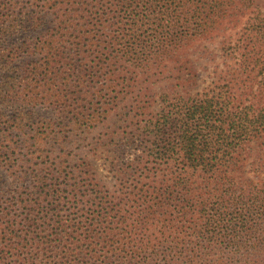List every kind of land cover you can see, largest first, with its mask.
I'll return each mask as SVG.
<instances>
[{
    "label": "trees",
    "instance_id": "trees-1",
    "mask_svg": "<svg viewBox=\"0 0 264 264\" xmlns=\"http://www.w3.org/2000/svg\"><path fill=\"white\" fill-rule=\"evenodd\" d=\"M244 2L0 0V264H264V241L244 242L264 200L243 171L264 144V37L246 28L207 92L157 109L150 94ZM110 145L113 188L89 159Z\"/></svg>",
    "mask_w": 264,
    "mask_h": 264
},
{
    "label": "rangeland",
    "instance_id": "rangeland-1",
    "mask_svg": "<svg viewBox=\"0 0 264 264\" xmlns=\"http://www.w3.org/2000/svg\"><path fill=\"white\" fill-rule=\"evenodd\" d=\"M239 7L242 13H238V16L235 14L229 17L222 29L216 30L212 35L189 41L170 61L164 74L158 77V81L154 83L152 90H150V94L154 97L152 108H159L162 97L166 94H169L171 98L179 95L189 98L197 94L201 95L213 88L220 72L226 69L227 65L234 63L235 60L230 56L232 47L237 44L239 37L245 32L246 28L257 32L259 39L264 37V0H247V3L244 2ZM46 27L47 24L44 23L38 30L24 33L20 38H33L43 32ZM259 39L257 43L261 44L263 40ZM263 59L264 57L256 62L254 70V101L257 113L264 112L263 65L261 64ZM187 68L190 69L187 70ZM178 69H180L179 72L183 75L185 81L187 79L192 80L189 84H183L174 78L177 76L176 74H179ZM174 72L176 74L172 76ZM39 109L47 116L52 113L51 110L45 107H39ZM128 109L129 106L121 109V111L125 113ZM99 132L100 130L93 133L91 139L95 135L98 136ZM109 148L114 149L111 145L102 146L99 154L94 158L89 156V159L94 164L102 184L108 188H113L117 185V178L114 176L115 173L111 167L113 152L107 153ZM130 156L129 158H132L134 155ZM244 156H248L246 167L243 170L244 176L249 179L248 185L250 183L253 191L258 192L260 196L259 200L252 198L250 203H256V200L261 203L264 200V144L262 141L253 144L251 147H245ZM213 202H216V199H213ZM215 232L223 233L225 231L216 230ZM258 241H264V234L252 235V237L250 235L244 239V242L248 244Z\"/></svg>",
    "mask_w": 264,
    "mask_h": 264
}]
</instances>
